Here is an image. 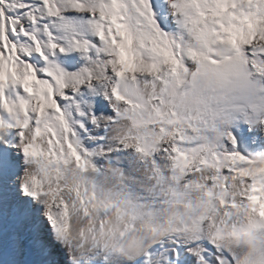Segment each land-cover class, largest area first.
Here are the masks:
<instances>
[{
	"label": "snow or ice",
	"instance_id": "1",
	"mask_svg": "<svg viewBox=\"0 0 264 264\" xmlns=\"http://www.w3.org/2000/svg\"><path fill=\"white\" fill-rule=\"evenodd\" d=\"M0 264H264V0H0Z\"/></svg>",
	"mask_w": 264,
	"mask_h": 264
}]
</instances>
